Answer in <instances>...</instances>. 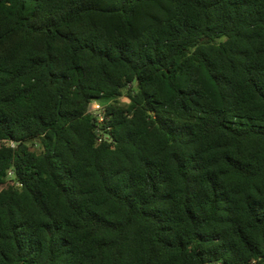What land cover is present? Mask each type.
<instances>
[{
    "label": "trees",
    "instance_id": "1",
    "mask_svg": "<svg viewBox=\"0 0 264 264\" xmlns=\"http://www.w3.org/2000/svg\"><path fill=\"white\" fill-rule=\"evenodd\" d=\"M215 263L264 264V0H0V264Z\"/></svg>",
    "mask_w": 264,
    "mask_h": 264
},
{
    "label": "rangeland",
    "instance_id": "2",
    "mask_svg": "<svg viewBox=\"0 0 264 264\" xmlns=\"http://www.w3.org/2000/svg\"><path fill=\"white\" fill-rule=\"evenodd\" d=\"M123 100L126 101V99H123ZM97 105H98V103H93V104L91 105V109H96V108H97ZM98 106H99V105H98Z\"/></svg>",
    "mask_w": 264,
    "mask_h": 264
},
{
    "label": "built area",
    "instance_id": "3",
    "mask_svg": "<svg viewBox=\"0 0 264 264\" xmlns=\"http://www.w3.org/2000/svg\"><path fill=\"white\" fill-rule=\"evenodd\" d=\"M99 109V106L97 105V108L96 109H91V106L89 108V110L93 111V110H98Z\"/></svg>",
    "mask_w": 264,
    "mask_h": 264
},
{
    "label": "water",
    "instance_id": "4",
    "mask_svg": "<svg viewBox=\"0 0 264 264\" xmlns=\"http://www.w3.org/2000/svg\"><path fill=\"white\" fill-rule=\"evenodd\" d=\"M91 105L88 106V108H90ZM216 264V263H215Z\"/></svg>",
    "mask_w": 264,
    "mask_h": 264
}]
</instances>
